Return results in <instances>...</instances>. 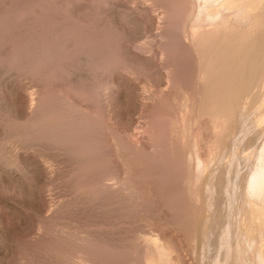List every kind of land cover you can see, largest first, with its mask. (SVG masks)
I'll return each instance as SVG.
<instances>
[{
    "label": "rangeland",
    "instance_id": "1",
    "mask_svg": "<svg viewBox=\"0 0 264 264\" xmlns=\"http://www.w3.org/2000/svg\"><path fill=\"white\" fill-rule=\"evenodd\" d=\"M193 8L0 0V264H149L155 238L182 264L176 237L188 263L214 264L216 245L205 255L202 244L207 227L216 236L222 226L209 184L232 145L212 126L216 87L199 100L208 51L184 41ZM133 140L152 155L131 161ZM195 143L219 147L207 170L193 161Z\"/></svg>",
    "mask_w": 264,
    "mask_h": 264
},
{
    "label": "bare ground",
    "instance_id": "2",
    "mask_svg": "<svg viewBox=\"0 0 264 264\" xmlns=\"http://www.w3.org/2000/svg\"><path fill=\"white\" fill-rule=\"evenodd\" d=\"M188 21L184 41L198 53H201L202 48L208 51L198 59L197 77L201 81L200 92L203 93L202 98H196L202 102L206 88L216 87V95H220L221 100L216 102L219 108L211 107L215 109L211 111L215 122L212 126L218 140L223 139L224 142L227 138L231 141L227 162L234 165L229 169L227 163L225 170L221 169L220 181L215 182L219 179L216 177L209 184L211 198L208 196L212 207L210 203L208 205L219 220L217 224L222 226L218 233H214L216 236L212 235L213 230L210 228L204 230L203 253L206 255L208 246L215 244L211 253L214 264H264V0H194ZM251 107H254L252 112ZM200 108L209 110L203 104ZM234 123L238 124L233 130L231 127ZM211 142L218 143L216 140ZM140 143L139 140L130 142L129 159L133 162H139L153 153L145 151L146 146ZM200 145L195 143L196 156L193 154V161L207 170L219 156V147L211 144L206 150ZM241 148L243 151L247 149L243 156L239 154ZM240 159L247 161V170L241 171ZM221 204H224L223 207ZM159 237L165 236L160 233ZM145 243L159 257V262L157 259L149 264H171V258H168L170 252L165 245H160L156 238L146 239ZM174 247L178 252V261L190 264L180 253L177 237Z\"/></svg>",
    "mask_w": 264,
    "mask_h": 264
}]
</instances>
